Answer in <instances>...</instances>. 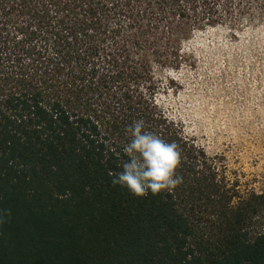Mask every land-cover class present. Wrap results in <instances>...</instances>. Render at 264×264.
Returning <instances> with one entry per match:
<instances>
[{
	"label": "trees",
	"instance_id": "16d2710c",
	"mask_svg": "<svg viewBox=\"0 0 264 264\" xmlns=\"http://www.w3.org/2000/svg\"><path fill=\"white\" fill-rule=\"evenodd\" d=\"M219 28L264 30V0H0V264H264V189L162 101ZM137 120L178 147L170 192L112 183Z\"/></svg>",
	"mask_w": 264,
	"mask_h": 264
},
{
	"label": "rangeland",
	"instance_id": "374dc122",
	"mask_svg": "<svg viewBox=\"0 0 264 264\" xmlns=\"http://www.w3.org/2000/svg\"><path fill=\"white\" fill-rule=\"evenodd\" d=\"M196 70L182 71L184 87L163 97L221 173L241 193L264 189V30L238 40L221 28L198 35ZM179 77V75H175ZM181 78V77H180Z\"/></svg>",
	"mask_w": 264,
	"mask_h": 264
},
{
	"label": "clouds",
	"instance_id": "9594fccd",
	"mask_svg": "<svg viewBox=\"0 0 264 264\" xmlns=\"http://www.w3.org/2000/svg\"><path fill=\"white\" fill-rule=\"evenodd\" d=\"M126 132L130 137L122 149L126 159L122 171L113 174V185L140 198L175 189L181 162L177 145L146 131L143 120L134 121Z\"/></svg>",
	"mask_w": 264,
	"mask_h": 264
}]
</instances>
